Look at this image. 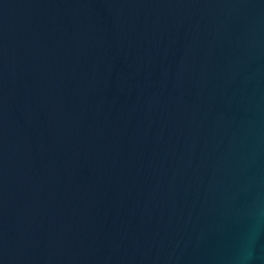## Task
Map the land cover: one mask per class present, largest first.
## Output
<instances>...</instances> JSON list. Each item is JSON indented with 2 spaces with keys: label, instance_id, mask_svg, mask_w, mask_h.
<instances>
[{
  "label": "water",
  "instance_id": "obj_1",
  "mask_svg": "<svg viewBox=\"0 0 264 264\" xmlns=\"http://www.w3.org/2000/svg\"><path fill=\"white\" fill-rule=\"evenodd\" d=\"M0 264H264V0H0Z\"/></svg>",
  "mask_w": 264,
  "mask_h": 264
}]
</instances>
